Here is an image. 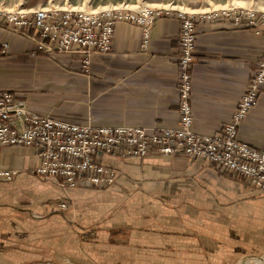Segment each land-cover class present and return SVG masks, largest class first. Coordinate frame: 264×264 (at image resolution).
Listing matches in <instances>:
<instances>
[{"label":"crops","instance_id":"crops-1","mask_svg":"<svg viewBox=\"0 0 264 264\" xmlns=\"http://www.w3.org/2000/svg\"><path fill=\"white\" fill-rule=\"evenodd\" d=\"M38 1L41 2L37 6L24 10L41 7L44 1ZM172 1L162 0L158 5L170 4L171 9L179 10L176 7L180 6ZM193 2L196 9L192 12L230 5L254 8V0ZM178 34L174 12L165 13L155 21L148 47L143 50L138 27L120 22L115 26L109 52L92 55L89 74H85L79 71V60L71 61L64 55L58 61L44 60L27 38L0 26V40L9 44L7 55L0 57V90L24 92L33 112L80 125L176 129ZM263 50L264 34L233 28L227 18L197 21L191 94L193 129L197 133L213 134L231 121ZM47 63L62 71L60 77ZM70 100H74L73 105ZM238 139L264 151V88L257 106L242 121ZM95 160L117 170L119 176L112 186L102 190H64L52 181H39L31 173L38 165L32 148L0 149V168L17 171L10 182H0V264H74L78 260L92 263V258L83 252L77 255L79 248L74 250V230L81 228L97 231L93 254L112 253L108 244L118 240L115 232L123 228L130 231L132 244L150 243L154 247L142 248L140 252L161 260L164 255L176 259L183 251L179 244L184 241L147 242L145 234L151 230L140 224L138 214L137 220H131V213L118 207L117 202L131 196H196L228 190L230 194L243 192L245 196L255 193L234 179L220 177L205 160L184 155L140 159L100 154ZM67 196L76 200V216L53 208L59 198ZM124 212L128 213V220L123 218ZM186 242L185 254L189 256L194 241ZM164 245H172V250L167 251ZM175 245L178 247L173 248Z\"/></svg>","mask_w":264,"mask_h":264},{"label":"built area","instance_id":"built-area-1","mask_svg":"<svg viewBox=\"0 0 264 264\" xmlns=\"http://www.w3.org/2000/svg\"><path fill=\"white\" fill-rule=\"evenodd\" d=\"M167 12L147 7L139 10L118 7L100 11H0V26L33 41L35 50L46 57L60 54L78 57L82 71L88 74L91 56L109 52L117 23L138 27L140 47L145 50L154 21ZM224 18L230 20L233 28L252 29L256 34H264V10L231 6L208 12L177 13L176 129L78 125L37 114L29 108L22 93L0 90V149L12 146L32 148L38 159V165L33 169L35 176L52 181L61 189H74L79 185L99 189L111 186L116 178L115 172L96 162L97 155L143 158L158 154L205 160L220 173L234 174L264 192V151L238 139L242 121L257 106L264 88V50L231 121L210 135L193 129L191 94L196 23L198 20ZM8 50V42L0 40V57L7 55ZM16 174V170L0 168V182H10Z\"/></svg>","mask_w":264,"mask_h":264},{"label":"rangeland","instance_id":"rangeland-1","mask_svg":"<svg viewBox=\"0 0 264 264\" xmlns=\"http://www.w3.org/2000/svg\"><path fill=\"white\" fill-rule=\"evenodd\" d=\"M42 1H44V3L41 7H36V9L34 10H24L37 6L38 4H40L38 2L41 1L0 0V11H35L39 9H58L57 7H65L59 8L61 10L83 9L100 11L118 7H126L128 9L139 10L143 7H147L150 9L167 10V14L170 12H174L177 20V13L181 11L186 13H199L212 10L211 8L209 10L207 9L203 11L192 12L193 9H196V7H193L196 6L193 0H173L172 2L175 5L180 6L176 7V9L179 10L171 9V7L173 6L170 4L158 5V3H161L162 0H51L50 3H48L49 0ZM24 3L26 6L25 8H23ZM231 6L239 7L238 5H230L218 7L216 9L228 8ZM257 8L258 10L264 9V0H254V9ZM162 16L163 15H161L160 17ZM30 33L33 34V31H30ZM29 41L34 44L33 41ZM35 53L38 56L42 57L44 60L49 59L51 61H58L60 56L63 55L69 57V59H72L71 61H73V59H77V61L79 60L78 57L72 54H60L53 57H46L36 50ZM46 65L50 67L52 66L48 63ZM69 67L71 68L70 65H68V68ZM78 67L79 71L82 72L80 62L78 63ZM51 68L55 70L54 74L59 75L60 77L62 71L55 66H52ZM70 68L69 70L71 71ZM54 74H52V76ZM34 90H36V88H34ZM19 93H22L25 98L28 97L24 92ZM70 101V103L73 105L74 100ZM151 156L165 155L148 154L140 159H145ZM102 165L114 170L116 176L114 180L115 183L116 179L119 176L117 170L112 165L106 163H102ZM208 165L214 168V170L220 177L234 179V181L242 183L243 187L244 185H246L247 187L252 188L255 192L254 196H245L243 192H239L238 194H230V191L228 190L226 192L196 196H163L157 198L144 196L136 198L131 196L123 197L121 201L117 202L119 203L118 207H122L124 211L128 210L131 213V220H137L136 216L138 214L140 224L144 228L151 230L146 231L147 233L145 234V237L149 240L147 242L157 241L160 243V241L163 240L171 242L173 239L178 240L179 242L184 241L182 244H179V247L181 246L183 248L181 250L183 251H179L178 258L167 259L164 255L163 260H161L158 258H154L152 255H149V253L146 254V252L144 251L143 252L145 254L143 252H140L142 251V248L152 249L154 247L150 243H147V245L132 244L133 242L130 241V231L123 228L115 232L117 233V236H119L118 240H115L108 244L112 253L102 252L99 255L93 254L92 251L94 250V248H92V246L93 244H96L97 231L95 228H81L79 230H74L76 231L77 235L76 243H73L75 244L74 250L79 248L77 249V255L80 256V254L78 253L83 252L84 256L90 257V259L92 258V263L85 260V262L83 261L82 263L78 260L74 264H264V192L256 189L255 187H251L246 181L234 174L220 173L214 166L210 164ZM31 173L35 176L33 171H31ZM38 180L41 182L46 181L40 180L39 178ZM79 188L87 190H102L91 186L86 187L84 185H79L74 189ZM64 190L68 189L66 188ZM75 201V199L70 198L69 196L59 198L57 202L54 203L53 208L64 213L70 212L72 216H74V214L76 216ZM61 204H64L65 207L61 208ZM127 214L128 213L124 212V214L122 215L124 219L128 220ZM150 235H152V237H150ZM187 239L194 241V250L189 256H186L185 254V248H187L186 241H190ZM149 244L151 246H149ZM177 247L178 246L175 245V247L173 248ZM164 248L167 251H171L172 245H164ZM107 256H113L115 259H106L105 257ZM37 264L60 263L44 261L38 262Z\"/></svg>","mask_w":264,"mask_h":264},{"label":"bare ground","instance_id":"bare-ground-1","mask_svg":"<svg viewBox=\"0 0 264 264\" xmlns=\"http://www.w3.org/2000/svg\"><path fill=\"white\" fill-rule=\"evenodd\" d=\"M59 9V8H58Z\"/></svg>","mask_w":264,"mask_h":264}]
</instances>
